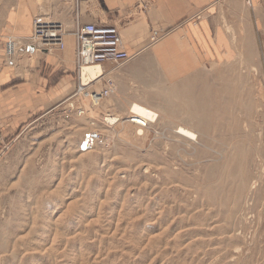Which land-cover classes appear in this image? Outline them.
<instances>
[{
    "label": "rangeland",
    "instance_id": "rangeland-1",
    "mask_svg": "<svg viewBox=\"0 0 264 264\" xmlns=\"http://www.w3.org/2000/svg\"><path fill=\"white\" fill-rule=\"evenodd\" d=\"M20 58L5 66L22 77ZM107 67L88 88L110 90L106 110L77 94L78 69L68 97L40 80L37 96H21L22 111L8 98L0 121V264H264V68L262 96L247 73L240 113L218 111L205 131L187 121L193 107L176 86L157 83L142 94L133 84L136 96H124L121 67ZM135 102L161 111L143 134L103 120L128 116ZM179 125L193 127L198 136L190 140L200 143L180 138Z\"/></svg>",
    "mask_w": 264,
    "mask_h": 264
},
{
    "label": "crops",
    "instance_id": "crops-1",
    "mask_svg": "<svg viewBox=\"0 0 264 264\" xmlns=\"http://www.w3.org/2000/svg\"><path fill=\"white\" fill-rule=\"evenodd\" d=\"M38 20L60 25L67 32L64 50L47 52L32 41ZM78 24L118 29L131 57L117 71L124 96L131 90L130 96H136L133 84L142 94L156 90L157 83L163 89L186 88L182 94L199 85L209 112L220 74L227 81L232 77L239 90L247 73L255 82V96H262L264 0H0V121L8 98H15L14 106H18L16 101L24 92L37 96L40 80L45 89L57 90L54 96H70L77 82L72 33ZM155 35L158 40L152 41ZM12 40L16 52L7 55ZM19 58L20 74L24 70L25 77L12 75L5 66L6 62L15 67ZM22 81L29 86L23 87ZM224 95L238 96L235 89ZM27 112L36 110L30 107Z\"/></svg>",
    "mask_w": 264,
    "mask_h": 264
},
{
    "label": "bare ground",
    "instance_id": "bare-ground-1",
    "mask_svg": "<svg viewBox=\"0 0 264 264\" xmlns=\"http://www.w3.org/2000/svg\"><path fill=\"white\" fill-rule=\"evenodd\" d=\"M85 25H88V24H85ZM78 26H83V25L78 24L76 26V28L74 29V31L72 33L73 36H74V32H75V30L77 29ZM97 26H100V25H97ZM63 32H64V37L63 38L65 39V37L67 35V32L66 31H63ZM34 33H35V30H34ZM119 35H120V33H119ZM34 36H35V34H33V37ZM33 37L31 38L32 41L39 48H41V49H43V50H45L47 52H51V51H54V50H64L65 49V42L64 41H63V43H64V49H58V48H56V49L48 50L40 42H38L36 40H33ZM74 38H75V36H74ZM120 38H121V36H120ZM75 41H76V38H75ZM122 49L125 51V49L123 47V43H122ZM76 54H77V41H76ZM129 61H131V57H130V59L127 62H125L123 64H120V65H118V64L115 65V64H112L111 62H107L104 65H102V64L88 65V66L86 65V66H83L81 68H78L77 60H76L77 69L79 70V72L81 74V80H80L81 84L79 86V91H77V94H81V96L84 99L89 100L92 103V106L94 108L106 110V108H104V106H102L101 102H102V100L106 99L105 97H108L110 95L109 94L110 93V90L109 89H104L102 92H93V91H89L88 88L90 87V84L92 82L97 81L96 83L98 84V83H100V81L102 79L105 78V76H106L105 67H107V65H112L116 69H118V68L122 67L124 64L128 63ZM114 67L111 68V69L114 70L115 69ZM110 71H112V70H110ZM217 76H218V74H216V77ZM217 80L215 81L214 87L216 86V84H218V85H220L219 87H222V88L220 89V91H216V89H218V87L216 89L214 88L215 96H214L213 103L210 106L209 112L207 110V107H206L203 99H202L204 97H203V91H202V89H201L202 93L200 91L201 86L197 85V87H196V93H198V94H196V95L194 94V96H192V94H193L192 93L193 92L192 89H189L188 88L189 91L186 90L187 93L186 94H182L181 91L185 90L186 88L183 89V87H177V88H181V91H180L181 93L179 95V98L183 99L184 101H188V99H189V101H188V103H189L188 107L189 106L193 107L192 108V111H191V114L188 115V117H187V119H189L187 121L193 122L194 125L199 126L203 130H205V129L208 130V128L205 127L206 125L202 126L204 121H206L207 123L212 122V123L215 124V122L217 121V113L220 110H223V112L225 114H227V113L228 114L229 113L232 114V113H237V112L240 113L239 110L242 107V104L239 101H240V99H242L244 97V95L245 96L247 95V93H245V91H243L242 86H241V89H239L240 91L237 88H235V84H234V81L232 80V77H231V79L229 81H227V80H224L223 79V75L220 74V78H218ZM237 84H239V83H237ZM192 87H194V84L192 85ZM234 89H235V94L238 95V96H236V98H235V95H234V98H231V99H229L228 96L224 95L225 93H228L230 91H233ZM161 90H164V89H161ZM168 95L169 94H167L166 96L168 97ZM152 96H155V95H152ZM171 96H172V93H171ZM171 96H169V97H171ZM175 97H177V96H175ZM220 99L222 100L221 102H220ZM182 106H184V104L183 105H180L178 107H181L182 108ZM79 110H81V109H79ZM160 112L161 111L156 110L154 107H152L151 105H148V104H146L144 102H141V103L140 102H135V103H132L131 104L130 109H129V112H128V116H126L124 118H119V117H112L113 115L111 116V115H107L106 114L105 115L106 118L103 119V120L109 126H116L119 123H121V125L123 126V124L128 123L132 127L137 128L139 130V132L141 134H143V132L145 130H147L148 128H150L153 124H157L158 123L159 118H160V114H161ZM182 114H183V112H182ZM124 120H126V121H124ZM176 129H177V131H175V133L180 138L184 139L186 141V143H188L189 145H190V142L191 143H195L197 145L200 143L199 137H198V141H191L190 140V139L196 138V134H197L195 132V129L193 127H189V126H186V125H179V126L176 127ZM207 130H205V131H207ZM240 134H242V133L240 132ZM197 136H198V134H197ZM239 164H238L237 170H239ZM235 170H236V168H235ZM210 176H212V174ZM255 184L256 183L253 182L252 185H251V188H254L256 186Z\"/></svg>",
    "mask_w": 264,
    "mask_h": 264
},
{
    "label": "built area",
    "instance_id": "built-area-1",
    "mask_svg": "<svg viewBox=\"0 0 264 264\" xmlns=\"http://www.w3.org/2000/svg\"><path fill=\"white\" fill-rule=\"evenodd\" d=\"M33 40L40 42L48 50L64 49V32L60 25L35 22ZM77 41L76 60L78 68L88 65L123 64L130 59L129 54L122 49V41L115 26H97L88 24L78 26L74 32ZM157 35L152 37L156 41ZM158 40V38H157ZM15 44L7 45V55H13ZM10 60V59H9Z\"/></svg>",
    "mask_w": 264,
    "mask_h": 264
}]
</instances>
